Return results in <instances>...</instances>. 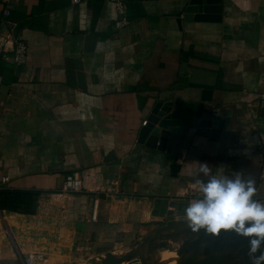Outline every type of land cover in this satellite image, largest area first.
Masks as SVG:
<instances>
[{"label": "crops", "instance_id": "0c3cea01", "mask_svg": "<svg viewBox=\"0 0 264 264\" xmlns=\"http://www.w3.org/2000/svg\"><path fill=\"white\" fill-rule=\"evenodd\" d=\"M2 1L0 33L29 53L24 66L0 58V241L4 226L23 230L26 248L49 236L50 253H29L50 264L64 263L57 248L106 251L153 234L164 244L189 228L197 163L253 179L264 203V0H222L219 22L185 20L192 0H125L121 29L111 0H21L8 18ZM161 100L204 103L222 126L186 129L171 151L148 149L139 131ZM76 171L95 173L90 191L64 193ZM189 188L195 195L183 196Z\"/></svg>", "mask_w": 264, "mask_h": 264}, {"label": "clouds", "instance_id": "9594fccd", "mask_svg": "<svg viewBox=\"0 0 264 264\" xmlns=\"http://www.w3.org/2000/svg\"><path fill=\"white\" fill-rule=\"evenodd\" d=\"M197 176L200 197L183 209L190 231L234 233L248 241L249 264H264V203L254 199L255 181L239 172L218 177L207 163H197Z\"/></svg>", "mask_w": 264, "mask_h": 264}, {"label": "rangeland", "instance_id": "374dc122", "mask_svg": "<svg viewBox=\"0 0 264 264\" xmlns=\"http://www.w3.org/2000/svg\"><path fill=\"white\" fill-rule=\"evenodd\" d=\"M31 224V223H28ZM32 228V226H29ZM34 228V227H33ZM4 238L3 241H0V261L2 264H16L17 262L21 264L24 260L26 254L31 251H40L43 253H50L46 248V244L49 243V236L42 235L39 240L30 239L28 247L26 248L24 245L25 233L23 230L13 229L12 231L7 227H3ZM35 229V228H34ZM19 231L22 232V238L19 235ZM45 232V231H43ZM154 235H146V236H137L132 240L120 239L118 243L112 247L103 248L106 251H101L102 248H93L94 245H90L89 247H75L73 248L72 253L64 254L59 248H57L56 253L58 256H64L62 261L63 264H87L92 258L99 255H111L114 259H116L117 263L119 260L115 258V255L130 250L133 252L128 256V259H133L132 262L127 261L122 264H183L191 258L192 249L199 243L201 238L200 234H187V233H178L177 235L170 236L164 244L162 242H158L155 240ZM246 241V240H245ZM245 247L243 250H248V243L245 242ZM66 246V244L64 245ZM240 246V243L234 241V239L224 237L214 240H207L206 244L200 247V259L206 256H223L228 251L237 250ZM106 247V246H103ZM146 249L147 251L144 253H137L139 249ZM101 249V250H99ZM11 254V255H10ZM146 254V255H145ZM17 257V262L15 261L14 256ZM12 256V257H11ZM142 261H140V257H144ZM236 254L230 256L235 257ZM52 257V256H51ZM139 257V258H138ZM227 257V256H226ZM225 262L227 264L233 263V258H226ZM109 258H107L108 261ZM243 259V260H242ZM240 258L238 262L239 264H249L248 257ZM17 263V264H18ZM106 264V261L103 263Z\"/></svg>", "mask_w": 264, "mask_h": 264}, {"label": "water", "instance_id": "95a60500", "mask_svg": "<svg viewBox=\"0 0 264 264\" xmlns=\"http://www.w3.org/2000/svg\"><path fill=\"white\" fill-rule=\"evenodd\" d=\"M222 14V0H192L185 10L184 19L189 21L199 22H219ZM204 90L210 87L199 86ZM207 91L204 92L206 94ZM205 98L203 97V101ZM204 103L200 104L196 110L192 106L184 107L182 103H173L171 101H159L150 112L147 124L144 125L139 131L138 143L148 149L156 150L159 152L171 151L177 139L186 129H196L200 135H206L210 129L215 130L216 127L222 126L219 123V118L212 117L213 114L208 113L204 116L205 108ZM110 156L106 162H111ZM184 232L193 235L189 228H185ZM201 238L199 243L192 249L191 258L183 264H227L225 257L228 259L230 256L236 254L233 258L234 262L231 264H239L238 260L248 257V251L243 250L248 243L246 239L236 236L231 232H222L218 236L208 235L201 231L199 233ZM228 237L234 239L235 242L240 243L237 250L228 251L223 256H206L200 259V247L204 245L207 240H214L219 238ZM246 240V241H245ZM106 264H117L116 259L108 255ZM243 260V259H242Z\"/></svg>", "mask_w": 264, "mask_h": 264}, {"label": "built area", "instance_id": "2783aa9c", "mask_svg": "<svg viewBox=\"0 0 264 264\" xmlns=\"http://www.w3.org/2000/svg\"><path fill=\"white\" fill-rule=\"evenodd\" d=\"M21 0H3V4L6 8L3 11L5 18L10 16V8L12 3H17ZM117 11V22L116 27L118 29L128 26L129 20L127 15V8L125 0H111ZM82 0H73L75 5H78ZM28 46L27 44L17 37L15 34H8L6 36L0 33V58L5 59L6 61L15 64L17 66H24L28 60ZM147 122H144L146 125ZM95 174V173H94ZM89 173L88 171H76L66 176L63 192L71 195L84 194L90 191L88 186V179L96 178V175ZM195 192L193 189H185L183 191V196L191 197L194 196ZM0 264H2L0 262ZM22 264H50L49 256L39 252H33L25 255Z\"/></svg>", "mask_w": 264, "mask_h": 264}]
</instances>
